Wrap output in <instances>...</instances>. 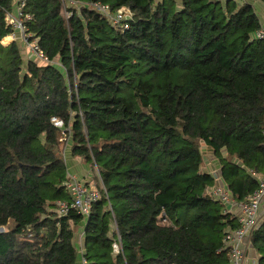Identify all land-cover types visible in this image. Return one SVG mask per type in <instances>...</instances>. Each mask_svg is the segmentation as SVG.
<instances>
[{"label":"trees","instance_id":"1","mask_svg":"<svg viewBox=\"0 0 264 264\" xmlns=\"http://www.w3.org/2000/svg\"><path fill=\"white\" fill-rule=\"evenodd\" d=\"M21 1L47 62L3 43ZM262 25L250 0H0V264H229L239 222L210 189L264 177ZM67 150L105 187L87 217L56 211ZM251 245L264 264V219Z\"/></svg>","mask_w":264,"mask_h":264},{"label":"built area","instance_id":"2","mask_svg":"<svg viewBox=\"0 0 264 264\" xmlns=\"http://www.w3.org/2000/svg\"><path fill=\"white\" fill-rule=\"evenodd\" d=\"M227 2L228 0H219ZM25 2L21 1L16 11H10L7 14L6 20L9 25L13 26L15 32L12 37H17V32L20 34L21 40L30 50V54L45 62L49 61L48 57L39 48L37 39H30V34L26 33L24 26V18L29 15L23 14V6ZM96 9L102 11L114 25L122 24L128 27L124 21L132 16V12L128 7H123L117 12H112L107 5L100 2L91 4ZM69 16V15H67ZM255 36L259 39H264V24L256 32ZM53 122L58 127H64L63 121L53 118ZM65 155V154H64ZM96 165V164H95ZM97 167V166H96ZM102 180V179H101ZM260 185L252 194L247 196L244 200H236L229 191L226 184H217L210 189V194L215 200L220 201L226 208L233 212L238 219L239 226L235 229H228L225 234L224 242L230 251L229 264H246L248 260V250L251 245V237L254 230L262 221L260 208L264 200V177L259 178ZM67 187L71 195L70 200H58L56 202V211L59 216H65L70 213L72 209L80 211L87 217L92 209L94 202L101 199L102 188L105 189L103 183L102 188H98L97 183L85 182L78 177L69 173ZM161 224L170 223L169 218L163 212L159 216ZM79 247L82 246L81 239L79 240ZM115 250L119 249L117 243L114 244ZM82 255V254H81ZM82 264H86V259L81 256Z\"/></svg>","mask_w":264,"mask_h":264},{"label":"rangeland","instance_id":"3","mask_svg":"<svg viewBox=\"0 0 264 264\" xmlns=\"http://www.w3.org/2000/svg\"><path fill=\"white\" fill-rule=\"evenodd\" d=\"M250 1L253 3L255 9L260 13L262 21H264V4L262 2H260L259 0H250ZM19 41H20V39H19ZM19 43H20L21 52H22L23 56L25 58H29L31 56L29 48L27 47V45H25L23 40H21ZM201 150L203 151V155L205 158L203 169L212 173L214 164L212 162L211 157H214V155L212 154L213 152L204 143L201 145ZM70 153H71L70 150H67V153H65V159H66V163L68 166L69 173L72 175L76 174L79 177V179H81V178H83V176H86V173L88 171H90L89 170L90 168H92L94 171L93 172L94 181L97 183L98 188L101 189L102 188V180H101L98 168H96L92 164V162H89L88 164H81L79 162H77V163L72 162V159L74 157ZM216 168L218 169V166ZM84 178H86V177H84ZM5 230L6 229L4 227V231Z\"/></svg>","mask_w":264,"mask_h":264},{"label":"crops","instance_id":"4","mask_svg":"<svg viewBox=\"0 0 264 264\" xmlns=\"http://www.w3.org/2000/svg\"><path fill=\"white\" fill-rule=\"evenodd\" d=\"M263 24H264V21H263ZM12 35L13 34H11V35H9V36H6L4 39H3V43L4 44H9V43H11L12 41H14L16 38L17 39H21V37H20V34L19 33H17V37L14 39L13 37H12ZM7 37H10V39L8 40V42H5V39L7 38ZM213 154V153H212ZM214 155V154H213ZM211 159H212V162H213V172L212 173H217V172H219L220 171V168H219V165H218V163H217V158L214 156V157H211ZM72 162H75V163H77V162H79V163H81V164H88L89 162H84V161H81L80 159H76V158H73L72 159ZM95 167H96V165L94 164V163H92ZM218 166V169L216 168ZM97 168V167H96ZM90 171H88L87 173H86V176H83V178L84 177H86V178H81V180H84L85 182H91V183H95V181H94V177H93V169L92 168H90L89 169ZM74 176H76V177H78L76 174H73ZM79 178V177H78ZM92 178V179H91ZM220 184H224L225 185V183L223 182V181H221V183ZM260 214H261V217L264 219V200H263V202H262V205H261V208H260ZM258 255H257V253L255 252V250L253 249V247L251 246L250 247V249L248 250V260H247V263L246 264H258V257H257ZM78 264H82V258H80V260L78 261Z\"/></svg>","mask_w":264,"mask_h":264},{"label":"water","instance_id":"5","mask_svg":"<svg viewBox=\"0 0 264 264\" xmlns=\"http://www.w3.org/2000/svg\"><path fill=\"white\" fill-rule=\"evenodd\" d=\"M1 232H4V227L3 226H0V233Z\"/></svg>","mask_w":264,"mask_h":264},{"label":"bare ground","instance_id":"6","mask_svg":"<svg viewBox=\"0 0 264 264\" xmlns=\"http://www.w3.org/2000/svg\"><path fill=\"white\" fill-rule=\"evenodd\" d=\"M9 39H10V37H7V38L5 39V42H8Z\"/></svg>","mask_w":264,"mask_h":264}]
</instances>
